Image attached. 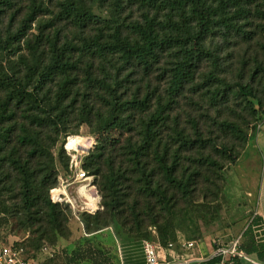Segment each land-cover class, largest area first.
Here are the masks:
<instances>
[{"label":"trees","instance_id":"obj_1","mask_svg":"<svg viewBox=\"0 0 264 264\" xmlns=\"http://www.w3.org/2000/svg\"><path fill=\"white\" fill-rule=\"evenodd\" d=\"M47 1L54 2L0 0V213L31 228L35 248L68 237L67 215L50 198L59 177L54 148L71 125L89 124L97 143L85 162L103 209L87 216V233L114 225L143 241L155 230L168 248L175 220L198 213L193 203L218 198L224 170L249 138L229 118L212 122L226 140L233 138L229 143L180 126L173 104L205 59L215 67L206 81L218 82L210 88L212 103L228 97L226 71H217L224 45L217 52L211 45L264 32V0H98L108 4L109 19L94 14L96 0H56L57 11ZM135 6L143 9L142 20L127 22L122 12ZM257 54L264 56V43ZM260 75L264 60L257 56L249 77ZM156 81L166 82L165 94ZM237 93L255 117L264 116L248 83ZM64 154L62 148L61 160ZM241 248L264 262L261 216L252 217ZM64 254L41 264H114L90 241Z\"/></svg>","mask_w":264,"mask_h":264},{"label":"rangeland","instance_id":"obj_2","mask_svg":"<svg viewBox=\"0 0 264 264\" xmlns=\"http://www.w3.org/2000/svg\"><path fill=\"white\" fill-rule=\"evenodd\" d=\"M55 1L51 3L47 1V5L57 11L58 7L54 6ZM92 8L94 14L98 17L107 19L111 17L107 3L96 0ZM142 10L140 6H135L123 11L122 15L127 17V22L133 19L142 20ZM163 12L160 11L158 13L160 20H164ZM177 17L176 15L173 16L174 19H179ZM260 19V17H257L256 21L262 22V19ZM253 35L255 37L253 36L252 40L232 38L229 42H223L220 37L211 45L212 50H215V52H217V46L224 45L217 52L220 57L217 66V68H220L217 71L223 69L226 71L221 73L222 76L226 75V82L229 86V90H227L228 97L221 95L217 99V104L214 105L212 103L210 88L213 87V83L218 82H214V80L206 81V76L211 71L215 72V67L210 60L205 59L196 74L194 84L186 86L184 93L178 98V103L173 104L174 108L171 111V115L180 126L193 127V129L196 126L205 137L216 136L218 137L216 139L220 142L226 141L229 143V140L231 141L233 138L226 140L225 135L216 126L212 125L214 119H232L248 131V142L240 157L223 172L224 178L219 181L222 189L218 198L209 203L199 204V202H196L192 204V209L198 212L194 213L202 235L212 236L214 239L224 241L232 240L240 235L243 236L252 221L254 212L259 210L264 212V181L262 179V175L264 176V140L261 145L257 141L259 133L264 134V116L255 117L251 110L244 106L246 105L245 97L237 93L240 84L248 83L253 88L255 95L260 98L264 109V75L254 79L251 76L249 77L250 69L254 65L256 57L258 56L264 60V56L257 54L261 44L264 43V32H258V34ZM245 63L247 65H244ZM240 67L247 68L242 71L239 70ZM154 83L158 84L160 90L165 94L166 82L160 83L156 81ZM248 97L251 98V96ZM68 130L66 134L63 133L61 135L59 142L54 148L59 172L58 185L55 189L62 188L64 190L63 195L59 197L60 201H54L56 200L54 196V191L56 193V190L53 189L52 195V189L50 190L51 200L61 204L67 215L65 225L68 237H61L55 245L45 241L41 248H35L33 241L36 239V235L33 230L31 228H20L17 224V218L0 213V240L23 243L28 253L35 255L33 259L38 264H41L46 257L63 256L65 252H71L86 241L92 242L111 256L108 249L98 245L97 240L90 237L89 233H87L85 228L87 216L93 215L97 211L86 205V197L77 190L81 184L91 182L90 186L93 190L92 193H88V198L92 200L93 195L98 194L102 205V195L98 190L95 176L88 171L85 162L87 155L95 149L97 143L96 131L94 132L89 124H83L79 127L71 125ZM70 136H72V139L68 147L76 145V143L80 146L76 165L74 158L65 149L67 137ZM62 148L65 150V154L61 157V160L59 152ZM81 171L85 172L90 179L86 180L80 176L78 177V173ZM109 227L112 228L119 239H133L121 228L118 227L117 229L114 225ZM173 227L174 230L181 233L179 236L186 238L183 236V234L185 236L187 234L182 217L175 220ZM170 239H174V237L170 235ZM81 264L91 263L86 261Z\"/></svg>","mask_w":264,"mask_h":264},{"label":"crops","instance_id":"obj_3","mask_svg":"<svg viewBox=\"0 0 264 264\" xmlns=\"http://www.w3.org/2000/svg\"><path fill=\"white\" fill-rule=\"evenodd\" d=\"M263 140L264 134L259 133L257 138L258 144L261 145ZM262 179L264 181L263 175ZM254 215L262 217L264 229V212L261 210L255 211ZM182 218L185 222L187 234L186 236L183 234V236L186 238L179 236L181 233L172 227L171 236L174 239H171L173 245L169 250L165 251L167 259L172 264H219V262H211L215 258L213 255L214 242L217 239H214L212 236L202 235L198 228L197 217L194 212L186 211L183 213ZM89 236L97 240L98 245L109 250L114 264H146L142 240H121L116 236L111 227L89 233ZM192 239L197 241L192 249L182 250L179 248L180 242ZM151 241L157 244L159 242L158 234L155 230L152 231ZM240 262L242 264H250L243 260H240ZM33 264H38V262L33 259Z\"/></svg>","mask_w":264,"mask_h":264},{"label":"built area","instance_id":"obj_4","mask_svg":"<svg viewBox=\"0 0 264 264\" xmlns=\"http://www.w3.org/2000/svg\"><path fill=\"white\" fill-rule=\"evenodd\" d=\"M68 139L69 137H67L65 149L71 154L72 158H74L76 165L78 163L77 155L79 153L80 146L76 143V145L68 147ZM79 176L86 180L90 179V177L86 176V173L83 171L78 173V177ZM90 183L91 182L81 184L78 186L77 190L86 197V205L93 208L94 211H97L102 208L100 196L96 194L95 196L93 195L92 200L88 198V193H92L93 190ZM142 242L146 264H172L165 255V251L169 250V248L173 245L172 241H170L168 248L163 247L159 243H154L151 240H143ZM196 242L197 241L195 239L182 241L179 243V248L182 250L192 249ZM241 243L242 235L229 241L217 239L214 242L213 255L215 258L219 259V264H230L236 259L246 261L250 264H264V262L257 259L254 255L246 253L241 248ZM0 264H33V258L27 256L25 248L21 245H16L12 241L0 242Z\"/></svg>","mask_w":264,"mask_h":264},{"label":"bare ground","instance_id":"obj_5","mask_svg":"<svg viewBox=\"0 0 264 264\" xmlns=\"http://www.w3.org/2000/svg\"><path fill=\"white\" fill-rule=\"evenodd\" d=\"M63 193H64V190H63L62 188H61V189H57V190H56V193H55V191H54V196H55L56 200H60L59 197H60L61 195H63Z\"/></svg>","mask_w":264,"mask_h":264}]
</instances>
